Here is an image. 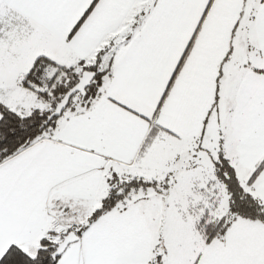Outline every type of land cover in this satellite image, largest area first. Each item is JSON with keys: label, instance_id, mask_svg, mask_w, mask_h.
I'll list each match as a JSON object with an SVG mask.
<instances>
[{"label": "snow or ice", "instance_id": "6c2138e0", "mask_svg": "<svg viewBox=\"0 0 264 264\" xmlns=\"http://www.w3.org/2000/svg\"><path fill=\"white\" fill-rule=\"evenodd\" d=\"M0 264H264V0H0Z\"/></svg>", "mask_w": 264, "mask_h": 264}]
</instances>
